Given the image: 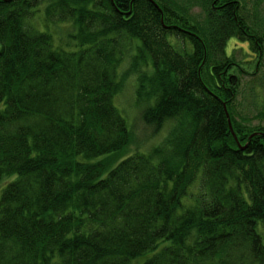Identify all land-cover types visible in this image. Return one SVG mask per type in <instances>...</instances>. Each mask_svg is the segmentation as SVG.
<instances>
[{
    "label": "trees",
    "instance_id": "1",
    "mask_svg": "<svg viewBox=\"0 0 264 264\" xmlns=\"http://www.w3.org/2000/svg\"><path fill=\"white\" fill-rule=\"evenodd\" d=\"M263 2L0 0V264H264Z\"/></svg>",
    "mask_w": 264,
    "mask_h": 264
},
{
    "label": "rangeland",
    "instance_id": "2",
    "mask_svg": "<svg viewBox=\"0 0 264 264\" xmlns=\"http://www.w3.org/2000/svg\"><path fill=\"white\" fill-rule=\"evenodd\" d=\"M247 5H248L247 7L248 13H254L256 11L253 7L252 2L249 1ZM192 11L193 13L197 14L199 8H193ZM259 16L261 18H264V2L261 4V11H259ZM59 34H62V31H59ZM235 48H237V52L235 53V62L242 64L241 66L244 70V72L240 74L242 75V81L240 85L239 98L242 97V95L240 94L242 89L246 93L249 106H251V104L253 103L254 96H256L258 99H264V66H262L258 70L256 75L253 76L250 75L251 72L253 71L254 64L252 62L245 63L246 62L245 60L252 59V57L250 56L247 42L240 41L235 38H231L230 40H228L227 43V47H226L227 54H231L230 51ZM127 64L128 61L124 60L121 63L120 71L125 70ZM236 71L237 69L231 70L230 73L236 74ZM246 84L253 86L252 90L254 91V93H250L249 87H246ZM134 85H135L134 77L132 75L131 76L128 75L125 79L123 90L121 91L120 94H116L113 99L114 104L121 110L122 114L125 116L128 123V128L131 131V135H132L131 136L132 142L128 145L126 152L124 153L122 152L120 155L115 156L114 164L117 162V160L121 159V157L123 158L126 155H129V153H131L136 148H139V150L141 151H146V149L149 146L156 143V140L159 139L161 140V138L163 137L166 131V126H164L160 131L154 134L152 128L144 123V121L141 118V110L138 108V106L135 104L134 101ZM257 105H259V103ZM252 112L253 114L257 112L253 106H252ZM257 121H259V119H253L252 123H257ZM263 123H264V119H263ZM2 186L3 184L1 183L0 188ZM257 231L262 236V241L264 243V227L262 226L261 223H258ZM134 261H139V259H135Z\"/></svg>",
    "mask_w": 264,
    "mask_h": 264
},
{
    "label": "water",
    "instance_id": "3",
    "mask_svg": "<svg viewBox=\"0 0 264 264\" xmlns=\"http://www.w3.org/2000/svg\"><path fill=\"white\" fill-rule=\"evenodd\" d=\"M224 109H225V106H224ZM226 115H227V118H228V113H226ZM228 125H229V129H230L231 133L233 134V136L235 138V133H234V131L232 129V125H231V122H230V119L229 118H228Z\"/></svg>",
    "mask_w": 264,
    "mask_h": 264
}]
</instances>
